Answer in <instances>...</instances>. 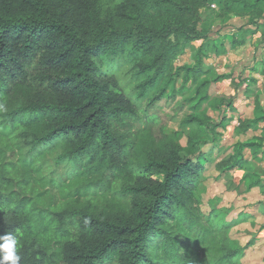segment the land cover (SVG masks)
I'll use <instances>...</instances> for the list:
<instances>
[{
  "label": "trees",
  "instance_id": "obj_1",
  "mask_svg": "<svg viewBox=\"0 0 264 264\" xmlns=\"http://www.w3.org/2000/svg\"><path fill=\"white\" fill-rule=\"evenodd\" d=\"M215 5L261 21L264 39V0H0V133L17 151L0 165V235L16 237L19 264H241L234 225L201 208L198 177L215 145L175 133L181 146L153 111L179 80L181 91L194 86L187 103L199 113L181 126L217 127L202 107L224 77L203 79L201 57L174 65L205 38L200 13ZM243 43L231 39L232 48ZM253 106L238 129L263 124V138L259 97ZM53 147L74 167L59 200L40 205L48 191L19 199L36 158ZM244 148L262 162L261 140L234 145L215 165L220 176L246 168ZM242 183L264 189L255 172Z\"/></svg>",
  "mask_w": 264,
  "mask_h": 264
},
{
  "label": "rangeland",
  "instance_id": "obj_2",
  "mask_svg": "<svg viewBox=\"0 0 264 264\" xmlns=\"http://www.w3.org/2000/svg\"><path fill=\"white\" fill-rule=\"evenodd\" d=\"M221 10L218 5H215L214 9H205L200 13L201 22L199 24V31L205 36L202 39L203 44L198 48H191V51L186 53L185 56H179L174 65L175 67L183 66H193L194 60L196 58H202V69L207 72V75L203 78L205 80H213L215 77L220 75L216 73L215 69L212 67V62L208 60L211 59L210 54L212 49L215 47L211 44L213 38L218 40L223 38L227 31L235 33L237 39L247 41L258 35L262 34L261 21L250 20L252 26L250 29L245 30L247 26L246 23L249 19H237L239 16L226 14ZM230 15V16H229ZM232 18V19H231ZM237 19L235 23H230L233 19ZM228 36V34H227ZM216 37V38H215ZM205 41V42H204ZM206 44V45H205ZM190 45L189 43L185 45L186 50ZM204 46L205 48H201ZM202 49L199 51V49ZM183 50L182 54H185ZM199 51V52H198ZM188 55V56H187ZM181 59V60H180ZM208 63V64H206ZM260 76V73H256ZM264 75V73H263ZM223 77L230 79H222L218 82L219 89L215 92L213 88L210 89L211 103L203 105V109L206 111V115L211 119L212 125H217L215 129L199 127L196 123L188 125L185 128L181 126L183 120L189 116H194L199 118V113H194L189 110V105L187 101L193 99L194 97V86L188 85L189 89L185 91L180 90L181 83L178 80L174 85V91L176 94L172 97H164L160 102L155 104V109L153 111L159 113L161 118V123L164 124L166 131L173 135L174 139L178 144L184 146V139H180L175 133H181L184 135H194L201 141L212 142L213 145L218 147L219 152H212L210 157V162L212 167L216 165L217 162L228 157V155H233V146L238 144H243L255 140H261L264 144V137L261 138V125L252 126L250 129L242 133L238 127L239 115L243 117V120L253 118V113L251 115L250 110L246 106H237V101L240 100L245 102L246 98L259 97L260 92H264V89L260 90L256 86L257 80L253 77H246L245 73H222ZM225 80H230L225 81ZM168 94V92L166 93ZM250 104H251V100ZM183 104L182 109L179 106ZM243 108V111H242ZM240 111V112H239ZM249 115V116H248ZM252 116V117H251ZM121 127V126H120ZM44 150H42L43 152ZM15 141L11 139L10 136H6L0 133V165L6 161L10 162L14 158L13 154H16ZM36 152H28V150H22L23 155H32ZM244 157H247L248 161L251 156L248 154V149L244 148L241 151ZM58 150L57 147L48 149L43 155H39L36 158L35 166L38 170L37 175H30L31 185L27 187L24 191L25 194H18V198L21 199L23 196L26 197L29 203L35 200V195L37 193H42L48 191V196L42 194L38 200V203L43 207H47L48 204L55 205L59 200V188L61 185H66L69 178L73 172V164L69 162H57ZM243 176L245 171L255 172L264 180V158L262 162L254 163L250 160V163L241 170ZM18 170L15 173V179H18ZM203 176L205 180H202V185H200L199 191L201 197V208L203 211L207 212L215 207L227 206L230 211H240L251 213L256 211L261 207L264 210V200L261 195L264 196L263 191L253 190L251 192H245L242 186L240 177H234L233 182L227 180H216L215 177L219 178V173L215 170H208L203 175H200L198 179ZM242 176V177H243ZM261 195H260V194ZM26 200V202H27ZM253 208V210H252ZM236 209V210H235ZM262 210V211H263ZM236 211V212H237ZM253 214V219L248 222L243 223V225L238 226L235 229L234 240L236 247L243 249V257L241 259L242 264H264V215Z\"/></svg>",
  "mask_w": 264,
  "mask_h": 264
},
{
  "label": "crops",
  "instance_id": "obj_3",
  "mask_svg": "<svg viewBox=\"0 0 264 264\" xmlns=\"http://www.w3.org/2000/svg\"><path fill=\"white\" fill-rule=\"evenodd\" d=\"M237 19L239 20V19H248V18H237ZM237 19L234 18L232 21H229V22L235 23ZM246 25L247 26L245 27V30H252V29H250L252 25H250L249 22H247ZM230 32L231 31H227L223 35L224 37L220 38L218 40H215L214 38H213V40L210 39L212 42L211 44H213L216 47V49L220 50L223 47V48H225V52L223 54H219V55L217 54L216 55L214 52V49H212L213 52L210 54V57H212V58L209 59L208 61L213 63L211 65L215 69V72L220 73V75H218V76H222V73H245L246 77L250 76V77L258 79L257 83H256V86L258 87V89H260V90L264 89V75H263V73H264V39L262 40L261 35H258L256 37H253L251 40L248 39L247 41H244V43L242 45L236 46L235 48H232L231 39L236 34L235 33L233 34V32L232 33H230ZM227 34H228V36H227ZM189 44L190 45L187 46L188 48L186 50L184 49L185 54H182V56H181L182 59H183V56L186 55L187 51L190 52L192 47H194V48L200 47L203 44V41L199 40V41L191 42ZM194 63H195V60H194ZM194 63L192 65H194ZM206 64H208V63H206ZM256 73H260V76L257 75ZM224 78L226 79L227 76ZM227 79H230V78H227ZM230 80H225V81L231 82ZM215 86H217L216 91H218L217 90V89H219L218 82L215 84H212V86H211V88H213L214 92H215ZM260 93L261 94L259 95V102H260L261 108L264 111V92L262 91ZM246 99L247 100L245 102L238 100L237 106L238 107L243 106L244 104L246 106L250 105L251 107L250 108L248 107L247 110H250L251 115H252L253 110H254V106H253L254 98H246ZM249 100H251V104H250ZM242 111H243V108H242ZM247 118L249 119L250 117H247ZM239 120H243V117L241 115H239L238 121ZM237 127H238V123H237ZM212 152H216V153L219 152L218 147H216ZM212 152L209 156H207L206 160L203 162L204 163L203 170H202L200 175H203V173H205L206 171H208L210 169H211V171L215 170L216 172H218L216 170L215 166H213V168L210 167V166H212V164L210 162V157L212 156ZM248 154L251 156L249 150H248ZM244 158L246 160H248L247 157H244ZM250 160H251V158H249V162H250ZM236 176L240 177L239 180L242 183L243 172L241 170H237V171L228 173L224 176H220V174H219V178L215 177L216 180H214V181H218V180L222 179L224 181L227 180V181H230V183H232L233 178ZM202 180H205L203 178V176L200 179H198L199 188H200V185H202ZM242 186H243V183H242ZM243 188H244V186H243ZM253 190L259 191L260 189L254 188V189L250 190L249 192H251ZM260 191H263V190H260ZM261 198L264 200V196L261 195ZM213 210H216L219 213H221L224 216L226 221H228L234 225V227L232 229L233 237L236 234L235 229L238 226L243 225V223L248 222L249 220H252L253 214H259L258 212L260 211V212H262L261 215L262 214L264 215V210L262 207H261V209L260 208L255 209L256 211H254V213L253 212H251V213L241 212L240 213V211H237L236 209L235 210L237 212L236 211H230L227 208V206H223V205H222V207L217 206V207L213 208ZM252 210H253V208H252ZM240 215H245V217H246L245 221L236 224L238 218H240Z\"/></svg>",
  "mask_w": 264,
  "mask_h": 264
},
{
  "label": "clouds",
  "instance_id": "obj_4",
  "mask_svg": "<svg viewBox=\"0 0 264 264\" xmlns=\"http://www.w3.org/2000/svg\"><path fill=\"white\" fill-rule=\"evenodd\" d=\"M18 242L11 234L0 235V264H19Z\"/></svg>",
  "mask_w": 264,
  "mask_h": 264
},
{
  "label": "built area",
  "instance_id": "obj_5",
  "mask_svg": "<svg viewBox=\"0 0 264 264\" xmlns=\"http://www.w3.org/2000/svg\"><path fill=\"white\" fill-rule=\"evenodd\" d=\"M212 8H214V6H212Z\"/></svg>",
  "mask_w": 264,
  "mask_h": 264
}]
</instances>
